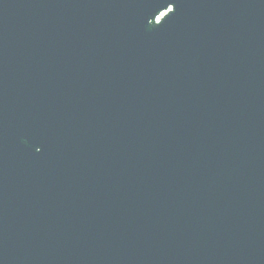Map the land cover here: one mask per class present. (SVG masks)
Instances as JSON below:
<instances>
[{"label": "water", "instance_id": "1", "mask_svg": "<svg viewBox=\"0 0 264 264\" xmlns=\"http://www.w3.org/2000/svg\"><path fill=\"white\" fill-rule=\"evenodd\" d=\"M0 264H264V0H0Z\"/></svg>", "mask_w": 264, "mask_h": 264}]
</instances>
